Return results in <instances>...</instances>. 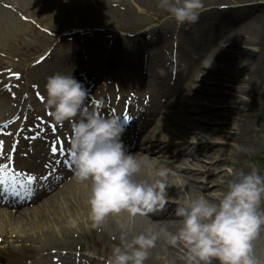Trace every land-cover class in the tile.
<instances>
[{"label":"bare ground","instance_id":"obj_1","mask_svg":"<svg viewBox=\"0 0 264 264\" xmlns=\"http://www.w3.org/2000/svg\"><path fill=\"white\" fill-rule=\"evenodd\" d=\"M76 1L87 4L92 10H98L103 6L111 7L114 4L116 10L125 9L127 18L135 13L130 0H0V56L5 57L6 51L3 48L5 44L10 47L19 44L24 35L34 34V29L40 27L45 20L57 17L62 9L66 10V7L71 6L76 9L77 6H82H76L73 3ZM141 1L144 3L146 0ZM217 1L204 0L205 7ZM220 1L226 2L225 4L233 8L226 11L216 8L207 9L201 13L195 24H185L175 28L174 33L183 39L181 44L176 39L171 43L169 39H172L173 34H169V39L167 37V33L171 31L169 25L174 23L169 19L161 23L165 27L163 31L158 30L159 26L157 28L155 24L139 35H130L122 39L123 44H138L139 48L129 50L128 55L143 49L147 50L148 81L138 77L127 85L132 90L121 89L122 92L118 90L113 100L119 110L112 115L123 119L126 113H132L126 117L129 125L122 136L123 142L128 150L134 149L132 153L141 160L157 167L169 168L171 185L166 210L150 214L149 217L137 216L133 235L149 227L157 231L164 228L168 233H174L179 227V218L175 215L176 202L187 195H204L211 198L212 192L224 188L230 179H234L236 169L240 167L250 149L248 145L252 142L251 134L256 129L249 118L252 115V105L259 94L257 82L264 77V8L258 5L239 6L251 4L255 0ZM56 28L52 26V30ZM199 28L214 29V32L198 33ZM66 30L56 40L40 34L36 36V41L40 44H63L79 32L72 28ZM116 31L118 30L114 32ZM228 37H230L229 43L226 41ZM159 44H162L159 50H152V46ZM230 44L232 47L229 48ZM171 48V54L175 57L173 61L171 60V66L167 67L169 59H160L158 61L160 66L154 69L152 59L159 58L162 51ZM203 61L212 67L208 66L204 69ZM0 64L3 66L0 68V88H2L0 90L4 91L0 94L6 96L8 88L11 89L14 85V80L9 77L12 73L4 69L6 64H3L2 60ZM218 74L226 75V81L234 83L229 99L206 98L205 95L212 96L215 93L197 84L199 77L211 81L222 79V76H217ZM8 77L10 80H6ZM77 80L84 85L87 82L86 77ZM157 88L162 91L161 100L156 94ZM179 89L181 91L179 96L171 100L172 94ZM99 90L104 91V89ZM111 97L109 91L101 93L97 98L95 93L92 94V90H88L86 104L103 115L102 108L111 107L110 103L113 101ZM201 100L228 101L236 106L226 115L225 121L230 131L225 137L219 135L218 129L197 125L203 117L213 115L212 109L191 108L189 110L191 113H205L200 116L202 117L199 118L200 120L185 115L186 106H193L194 101ZM20 107L19 98L9 102L0 99V165H6L0 171H3L8 178L28 168L37 179L51 176V181L48 184H41L36 180L28 185L24 179L23 184L9 183L18 191L19 196L7 199L0 197V222L13 227L14 231L7 230L0 239L5 240V236L8 235L12 241L20 243L21 249L31 254L27 258L34 259L35 264H82L81 260L86 257L85 250L81 245L74 249L72 238L83 237L88 233L92 238L99 236L101 240L96 244H90L86 250L96 249L99 243H103V251L99 253L95 251V254L106 260L111 254L113 245L120 244V225L127 221V214L109 216L98 229L93 228L87 205L90 183H78L72 170L69 123L58 135H41L37 142L32 141L31 146H28L27 141L32 132H47V129H43L50 126L48 119L50 114L46 112L42 115L37 114V119L34 117L22 123L24 107L22 110ZM147 126H149L147 134L140 136ZM213 136L223 142L186 144L189 139L201 141ZM34 143L37 147L33 145ZM200 152L201 156L209 161L222 157V164L233 170L231 173L220 170L214 174L210 167L206 168L196 163L188 166L190 159L197 161L194 155ZM151 155H157L158 160L151 159ZM212 166L218 167L217 164ZM39 170L45 172L40 173ZM210 175L213 187L207 189L204 183L207 180L206 176ZM6 185L7 183L0 186V189ZM57 185H61L62 188L58 192L60 195L47 198L33 208L10 210V208L17 209L19 199H24L25 202V199L30 198L26 205L32 204ZM2 229L5 230L6 227ZM181 249L182 246L168 244L165 235L161 233L156 247L151 250L145 264H184L183 253L176 254ZM213 264L216 262L214 261Z\"/></svg>","mask_w":264,"mask_h":264},{"label":"clouds","instance_id":"obj_2","mask_svg":"<svg viewBox=\"0 0 264 264\" xmlns=\"http://www.w3.org/2000/svg\"><path fill=\"white\" fill-rule=\"evenodd\" d=\"M158 8L177 28L195 24L206 11L204 0H158ZM46 108L52 119L70 125L74 178L90 183L89 219L99 228L109 216L127 214L120 225V244L113 245L106 264H145L161 233L168 244L182 246L184 264H264L254 241L264 229V176L256 168L234 173L212 194L187 195L176 202L179 227L147 228L132 234L135 218L166 210L170 169L143 161L122 140L128 121L102 116L86 104L88 90L71 74L56 73L46 84Z\"/></svg>","mask_w":264,"mask_h":264},{"label":"rangeland","instance_id":"obj_3","mask_svg":"<svg viewBox=\"0 0 264 264\" xmlns=\"http://www.w3.org/2000/svg\"><path fill=\"white\" fill-rule=\"evenodd\" d=\"M130 2V5L134 7L135 12L130 18L126 17V14L124 13L125 9L121 8L116 10L114 4L111 5V7L103 6L98 10H92L87 4L80 3V1L73 2L76 6H82H77L76 9H73V6L69 8L66 7V10L62 9L60 11L61 14L58 13L57 17L45 20L40 27L34 29V34L30 33L24 35L19 44H13L12 47L5 44L3 48L6 51V54L4 55L5 57L0 56V60H2L3 64H6L4 69H7L8 72L12 73V76L9 77H11V80H14V85L11 89L8 88V94L6 96H2L1 94H3L4 91L0 90L1 101L9 102L15 101L16 98H19V102L21 103L20 109L22 110L24 107V115L21 117L22 123H24L26 120L34 117L37 119V114L42 115L44 112L50 114V111L46 108L45 84L48 77L53 74L72 73L76 79L86 77L87 82L83 85L87 90H92V94L95 93L97 98H99L101 93L109 91L112 95V100L118 90H132L128 88L127 85L132 83L134 79L141 77L145 81H148L146 67L149 55L147 54V50L143 49L140 52L135 51L138 53L128 55L130 54L129 50L132 51L139 48L137 47L138 44H123L124 41H122V39L130 35H139L144 30L153 27L155 24H157V28L159 26L158 30L163 31L165 27L161 25V23L167 19V14L162 9L158 8V1L146 0L143 3L141 0H130ZM225 3L226 2L218 0L215 4H208L206 9L216 8L220 11H226L233 8V6H228ZM248 5H258L264 8V0H255L252 1L251 4L246 3L239 6ZM52 26L57 27L55 29L56 32H53L55 30H52ZM169 26L171 31L170 33H167V37L169 39V34H173L172 39H169L171 43L175 39L178 40V43H183L182 37L174 33L175 28H177L175 23L170 24ZM102 27L107 28L102 29ZM66 28L79 30V32L72 35L66 43L40 44L36 41V36L40 34L51 40H56V38H59L60 34L67 31ZM101 30H104V32H101ZM115 30L118 31L114 32ZM197 32H208L211 34L214 32V29L204 30L203 28H199L197 29ZM226 41L229 43L230 37H228ZM161 45L162 44L152 46L153 49H151L159 50ZM166 45H164L165 49H167L166 47L168 46ZM228 47H232V44L228 45ZM171 53L172 48L162 51L159 58L152 59V64H154L155 67L154 69H157L160 66L158 64L160 59H169L167 64V67L169 68L171 66V60L173 61L175 58ZM203 64L204 69L208 66L212 67L206 61H203ZM1 67L3 68L0 64V68ZM217 76H222V79L211 81L199 77L197 84L207 88L210 92L215 93L212 94V96L205 95L206 98L212 100L220 98L229 99L231 97L234 83L226 81V75L218 74ZM9 77L6 80H10ZM99 89H104V91H100ZM257 89L259 94L256 102L252 105V115L249 118V121L255 125L256 131L251 134L250 141L252 142L248 145V148L250 149L243 158L240 167L236 169V172H248L254 167L258 170L260 175L264 176V77L258 80ZM180 92L179 89L172 94L171 100L179 96ZM156 94L158 99L161 100L163 94L159 88H157ZM114 101L115 100L110 103V108H102V116L108 117L119 110ZM234 107L236 106L228 101L208 102L207 100H201L194 101L193 106H186L184 111H186V116L199 119L202 118L200 116L205 113H191L189 111L191 108L212 109L211 111L213 115L203 117L202 121L197 122V125L203 127L211 126L220 130L219 135L225 137L230 131L228 129L229 126L225 121L227 118L226 115L228 112L233 111ZM218 114H223L224 116ZM48 119L50 126L43 129H47V132H32L28 138L29 141H27L28 146H31L35 141L37 142L41 135H58L68 126V122H65L63 125H58L52 119L51 114ZM148 128L149 126H147L140 136H145ZM28 130H30V128H28ZM197 140L198 139H189L186 141V144L201 145L204 143L212 144L213 142H217L219 144L220 142H223L220 138L216 139L215 136L212 138L201 139V141ZM33 145L37 147L36 143ZM129 151L132 152L134 149H130ZM201 155V152L195 154L194 156L197 158V161L195 162L190 159L188 166H192V163H196L199 166L206 168L210 167V169H213L212 172L214 174L220 170L226 171L227 173H231L233 170V168L222 164V157L218 160L209 161ZM156 156L151 155L150 158L156 160ZM213 164H217L218 167H213ZM39 171L40 173L45 172H42L41 170ZM209 171L211 172V170ZM28 176L35 177V175L31 173V169L28 168L22 173L15 174V180L17 181L15 184H23L24 179L27 184ZM206 179L204 186L207 187V189H211V187H213L212 176H206ZM37 180L38 182H41V184H46L50 181V178L49 176L46 178L38 177ZM9 183L13 184L11 179H8L7 185H10ZM200 183L203 184L202 181H200ZM60 186L57 185L54 189L50 190L46 195L36 200L34 203L27 204L28 206L26 203L30 201L29 199H25V202H23L24 199H19L17 202V209L10 208V210H18L21 208L29 209L35 207L37 204L40 205V202L43 200L60 195L58 194L59 190L62 189ZM261 209L264 210V200L261 202ZM2 227H6V229L4 230ZM7 230L14 231V228L0 222V236L6 234ZM98 240H101L99 236H94V238H92L88 233L83 237L77 236L72 238L74 249L81 245L82 249L85 250L86 257L81 260L82 264H106L107 259L102 260L100 255L95 254V251L98 253L103 251V243H99V246H96V249L86 250V247L93 243L96 244ZM24 243L26 242L24 241ZM24 243L21 242L23 245ZM253 243L256 255L261 260H264V229L261 230ZM183 252L184 250L181 249V251L176 254L181 255ZM30 255L31 254L21 249L20 243L12 241L10 236H5V240L0 239V264H35L34 259L27 258ZM47 262L49 263V260H47Z\"/></svg>","mask_w":264,"mask_h":264},{"label":"snow or ice","instance_id":"obj_4","mask_svg":"<svg viewBox=\"0 0 264 264\" xmlns=\"http://www.w3.org/2000/svg\"><path fill=\"white\" fill-rule=\"evenodd\" d=\"M53 151L55 152L56 149L54 148ZM6 167V165H0V169ZM8 179H11L12 182L15 184L17 181L15 180V175H12L11 177L6 178L5 174L3 173V171H0V186H3L7 183ZM37 178L33 177V176H28L27 177V184L31 185L34 181H36ZM7 190V189H5Z\"/></svg>","mask_w":264,"mask_h":264}]
</instances>
